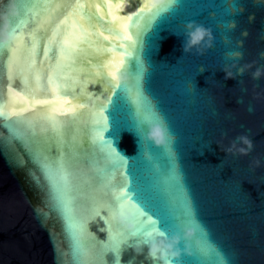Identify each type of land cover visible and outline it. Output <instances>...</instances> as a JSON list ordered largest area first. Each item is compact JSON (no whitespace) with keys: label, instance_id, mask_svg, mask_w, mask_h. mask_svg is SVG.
<instances>
[{"label":"clouds","instance_id":"9594fccd","mask_svg":"<svg viewBox=\"0 0 264 264\" xmlns=\"http://www.w3.org/2000/svg\"><path fill=\"white\" fill-rule=\"evenodd\" d=\"M9 23L4 20L2 26H0V42H7L11 38L9 31ZM208 37V42L211 41L210 33H208L202 26L189 23L184 33V40L182 41V48L184 52H188L196 47L199 51V45L202 41H205V37ZM147 123V137L156 145L163 146L166 152L171 148L170 141L175 142V134L170 131L166 126V122L163 117H160L159 123L151 121H145ZM241 139V138H238ZM248 150H251V144L248 141ZM231 151V149H229ZM243 151V149H241ZM121 219L126 220L127 217L123 215V209H120ZM195 217V211H193ZM178 230L169 235L165 230H157L159 235L153 238H149L144 242L147 247L148 254L153 257H159L163 261V264H170L169 257H175L180 254L178 245L181 241L185 242V251L188 250V242L191 241L197 231H205L204 226L197 220L194 223H181L177 226ZM223 255V254H222ZM220 264H227L226 258H222Z\"/></svg>","mask_w":264,"mask_h":264},{"label":"snow or ice","instance_id":"6c2138e0","mask_svg":"<svg viewBox=\"0 0 264 264\" xmlns=\"http://www.w3.org/2000/svg\"><path fill=\"white\" fill-rule=\"evenodd\" d=\"M10 21L12 22V27L10 28V33L12 35H15V32H16V26H15V18L13 17H10L9 18ZM2 22H0V26H2ZM130 38V37H129ZM55 95V93H53ZM55 114L53 113V116ZM109 149H110V146H109ZM124 198V194L121 193L117 196V200L118 201H122ZM121 207H123V204H121ZM179 209H181V214L185 217H188V219H186L185 221H183V223H194L195 221V217L193 215V206L191 205L190 201L187 199V197H184L182 198L180 201H179ZM134 211L136 212L137 215H140L141 213L138 211V210H135ZM147 219V217H146ZM163 222H166V220H163L161 223ZM172 227V224H168L165 229L166 232L168 233H171L169 232V228ZM149 228H151L152 230L149 231ZM200 233L203 234V231L200 230ZM130 236L136 238L137 240H139L141 243H144L147 239L149 238H153V237H156L159 235L158 231L155 229V226L154 224H149L148 228H144V229H137L136 232H133V233H130L129 234ZM109 251H115V249H110ZM115 260V259H114Z\"/></svg>","mask_w":264,"mask_h":264}]
</instances>
